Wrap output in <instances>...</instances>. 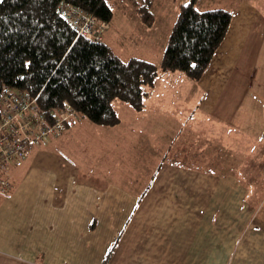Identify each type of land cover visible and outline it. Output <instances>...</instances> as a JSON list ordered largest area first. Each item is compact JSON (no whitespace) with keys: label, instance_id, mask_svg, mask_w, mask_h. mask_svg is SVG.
<instances>
[{"label":"crops","instance_id":"1","mask_svg":"<svg viewBox=\"0 0 264 264\" xmlns=\"http://www.w3.org/2000/svg\"><path fill=\"white\" fill-rule=\"evenodd\" d=\"M240 7L198 81L166 71L142 109L77 117L11 166L0 264H264V13Z\"/></svg>","mask_w":264,"mask_h":264},{"label":"trees","instance_id":"2","mask_svg":"<svg viewBox=\"0 0 264 264\" xmlns=\"http://www.w3.org/2000/svg\"><path fill=\"white\" fill-rule=\"evenodd\" d=\"M63 1L106 26L100 41L79 35L60 16ZM151 1L136 8L148 27L154 22ZM112 17L108 0H0V100L3 89L12 88L35 96L42 110H57L68 101L77 117L113 126L119 122L113 102L142 109L160 74L179 72L198 81L232 15L224 8L200 10L194 0L181 4L159 64L114 53L103 41Z\"/></svg>","mask_w":264,"mask_h":264},{"label":"built area","instance_id":"3","mask_svg":"<svg viewBox=\"0 0 264 264\" xmlns=\"http://www.w3.org/2000/svg\"><path fill=\"white\" fill-rule=\"evenodd\" d=\"M60 16L73 30L93 41L102 39L106 26L99 24L87 11L69 2L58 6ZM0 100V194L9 192L13 183L11 166L24 161L27 153L50 136H58L65 124L78 114L67 101L57 110H42L36 97L15 89H3Z\"/></svg>","mask_w":264,"mask_h":264},{"label":"rangeland","instance_id":"4","mask_svg":"<svg viewBox=\"0 0 264 264\" xmlns=\"http://www.w3.org/2000/svg\"><path fill=\"white\" fill-rule=\"evenodd\" d=\"M108 1L110 8L113 9V17L109 29L105 34L104 42L110 44L114 53H117L120 57L122 56L128 59L132 58V56H137L141 57V59H147V61L153 64H159V61L165 52L164 49L168 43L167 39L172 30L171 28L177 19L180 5L185 4V2H188L189 0H152L147 6L154 18L152 28L143 24V21L140 20L136 14V8L144 3L145 0ZM194 1L195 5H197L200 10L224 8L234 13L236 10L241 9V4L245 2L250 5L253 4L254 6H258L260 11L264 13V0ZM248 70L250 73L257 71V75L261 76V73L264 71V68H262L261 65V58H254L251 60L250 68H248ZM117 103L122 106L124 105V102L122 103L119 100H115L113 102L114 106H116ZM55 142H58V140ZM209 155L212 156V160H214L213 164L209 167L214 172H220L221 169L215 166L218 161L216 160V153H210ZM221 158L222 157L218 156L219 160ZM226 159V162H221L224 170L229 169L227 166L229 159L231 160V158L226 157ZM32 160L33 159L30 158L27 161L32 162ZM54 160L56 159L54 158ZM179 161H183L182 157H179ZM39 162L44 166H47L49 163L46 160H40ZM136 163H138V166L139 162L137 161ZM37 164L39 163L37 162ZM118 168L123 171L126 170V168L121 166H118Z\"/></svg>","mask_w":264,"mask_h":264}]
</instances>
